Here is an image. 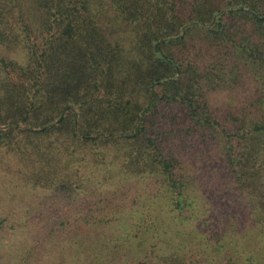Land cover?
I'll return each mask as SVG.
<instances>
[{"label": "trees", "instance_id": "obj_1", "mask_svg": "<svg viewBox=\"0 0 264 264\" xmlns=\"http://www.w3.org/2000/svg\"><path fill=\"white\" fill-rule=\"evenodd\" d=\"M0 156L45 264H264V0H0Z\"/></svg>", "mask_w": 264, "mask_h": 264}, {"label": "rangeland", "instance_id": "obj_2", "mask_svg": "<svg viewBox=\"0 0 264 264\" xmlns=\"http://www.w3.org/2000/svg\"><path fill=\"white\" fill-rule=\"evenodd\" d=\"M16 173L14 163L0 160V220H4L0 226V264H16L24 258L30 264H45L61 256L64 240L74 229L59 227L57 238H43L44 227L57 223L58 218L54 222L53 216L61 212L67 216L69 211L81 208L52 204L46 193L26 188ZM103 205L105 202L100 201L99 207Z\"/></svg>", "mask_w": 264, "mask_h": 264}]
</instances>
